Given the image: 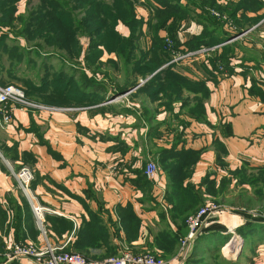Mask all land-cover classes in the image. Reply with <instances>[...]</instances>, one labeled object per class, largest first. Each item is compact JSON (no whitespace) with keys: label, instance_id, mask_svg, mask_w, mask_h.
Wrapping results in <instances>:
<instances>
[{"label":"crops","instance_id":"1","mask_svg":"<svg viewBox=\"0 0 264 264\" xmlns=\"http://www.w3.org/2000/svg\"><path fill=\"white\" fill-rule=\"evenodd\" d=\"M241 13L239 10L237 17ZM257 15H264V7L247 11L246 28L230 38L233 72L208 81L207 121L180 126L182 142L176 145L172 115L155 104L156 111L146 124L140 118L142 103L136 90L131 93L132 88L125 94L127 102L121 95L106 103L117 105L114 116H93L81 105H58L53 112L15 109L7 124L3 115L9 104L1 106L0 208L11 222L17 210L10 201L22 209L23 199L29 203L32 223L21 229L26 243L48 242L97 260L127 248L135 254L169 257L165 259L168 264L177 261L178 248L160 238L161 233H175L184 225L177 215L175 220L170 215L175 209L167 197V191L172 190L170 179L162 163L156 176L149 178L147 165L152 159L160 160L161 149L173 144L175 152L182 148L200 151L193 173L181 180L184 188L197 191L193 194L201 191L207 202L214 199V187L210 191L213 184L205 179L216 180L218 188L229 172L243 165L250 169L264 165V17L257 22ZM223 17L228 22V17ZM227 27H234L233 22ZM195 73L205 78L201 69ZM218 141L225 150H220ZM125 144L129 148H124ZM165 162L182 165V159L167 158ZM23 167L34 175L28 190L16 177ZM33 203L44 209L42 228L32 212ZM177 211L182 217V211ZM8 222L0 225V241L5 244L16 240L15 228ZM36 230L37 237H33ZM27 261L22 258L19 263Z\"/></svg>","mask_w":264,"mask_h":264},{"label":"trees","instance_id":"2","mask_svg":"<svg viewBox=\"0 0 264 264\" xmlns=\"http://www.w3.org/2000/svg\"><path fill=\"white\" fill-rule=\"evenodd\" d=\"M0 4V31H4L5 28H10L13 31L14 23L12 25V20L10 22L4 21L3 18L6 16L5 13H2L1 10H5L8 5L14 3L16 0H4L5 2ZM46 0L39 1L40 12H43L44 8L41 6ZM252 4H248L242 8V3L240 4H231L229 7L220 5L217 0H187L183 3L181 0H158L157 5L155 6V24L152 21L148 23V27L153 30L157 28L155 32V48L153 51L147 52L148 55V64L144 72L141 74H150L144 81L140 84L139 79L134 78V75L139 74L140 70L135 68L134 71H130L124 67L125 78L121 84L116 85V92L119 94H124L131 88L138 86L136 89V97L144 98L142 95L146 94L147 98L157 99L159 95L160 103L158 107H164L170 115H172L175 123V134H174V144L177 142H182L183 132L180 129V126L183 128L188 127L191 122H206L207 121V112H206V100L210 96V89L208 87L209 80H216L217 75H224L233 72L234 66L232 64V59L234 57V47L226 43L232 36H236L244 28H246V22H249V17L246 16L247 11L257 12L264 7V0H251ZM41 2V3H40ZM10 3V4H9ZM247 7L249 9H247ZM239 10L242 11L241 16L237 17ZM11 11V10H10ZM222 12L228 14V19L232 20L234 27H227V19L219 18L214 14V12ZM10 14V13H9ZM83 16L84 20L79 21L78 18ZM264 15H257L254 17L255 21H260ZM143 17H139L135 10V3L133 0H112L111 4H108L105 0H51L50 7L47 9V15L42 21L47 22V31L48 34L52 35L56 41H62L67 34H72V42L78 52L70 53L72 54V60L77 59L80 56V44L76 38L78 33L86 32L90 33V29H93L95 33L102 34V40L106 38V34L111 29L112 34L115 37H119L116 27L120 23H124L129 27H133L135 22H137L138 35L136 33L130 34L129 38L119 39L122 41L124 46H121V49L115 47L119 53H124L123 59L131 60L132 55L130 54L131 48H139L138 41L141 40L144 29ZM232 18V19H231ZM191 21H196L202 26V31L200 34L193 36L185 41H181L179 37V32L183 24L189 23ZM19 22H22V18H19ZM237 25V26H236ZM159 29H163L167 32L166 35H161ZM186 29V28H185ZM159 30V31H158ZM184 30V29H183ZM21 32V30H20ZM140 32V33H139ZM159 32V33H158ZM8 35L2 33L0 35V69L3 70L4 64L1 61V57L6 50L9 48L7 40ZM30 37V36H28ZM124 37V36H123ZM69 40L68 38H65ZM166 40V41H165ZM63 43V42H61ZM39 45V43L37 44ZM57 46V44H55ZM214 50L208 51L204 56L199 58H190L179 60L178 62L174 60V56L170 55V50L175 49L176 55L187 54L189 52L197 51L202 48H213ZM134 57H136L134 55ZM139 58H133L137 61ZM23 58L19 62L14 71H19L23 63ZM73 60V61H77ZM145 61V58H143ZM177 62V63H176ZM73 71H79L82 75L81 80L73 78H65V76L60 75L58 77L59 81L57 82L56 92L52 93L53 104L64 105L67 99L65 96L70 98V103L80 102V100L94 102L95 98L97 101H107L110 99L106 98V89L102 86L103 84L99 83L98 80L93 77L96 74H88L85 70L80 67H73ZM119 65L116 66V71L118 74L122 72L119 70ZM151 70L149 73H146L148 70ZM203 71L204 77H199L195 74V70ZM6 71L9 77H13V71ZM192 73L191 75L188 74ZM122 74V73H121ZM73 75V74H71ZM116 75V74H115ZM117 76V75H116ZM133 77V78H130ZM0 83H13L0 79ZM64 84L65 89L61 92V85ZM26 95L29 96V93L26 89L23 88ZM75 90V92H72ZM95 92L98 94L94 95ZM118 95V94H115ZM92 97V98H91ZM95 97V98H93ZM140 99V98H139ZM63 101V102H62ZM38 102V101H37ZM81 104V102L79 103ZM85 104V103H84ZM180 104L178 112H176L177 105ZM154 110L148 109L147 107L141 108L140 118L149 123L151 116L154 115ZM182 115L186 117L181 118ZM155 127H152L154 130ZM218 147L225 150V146L222 141L216 142ZM172 145L171 148L161 149L164 150L160 154L161 163L164 166V170L167 171L168 177L170 179V192L167 191V197L171 204H173L175 209L170 211L171 218L173 220L178 218L184 224L180 225L179 231L172 233L166 232L161 233L160 238H166L167 242L170 244L168 246L176 248L179 243V240L182 237H185L188 233L189 227L186 224V217L198 210L200 205L204 202L201 191H198V194H193L195 191L192 187L187 186L186 188L182 185V178L190 176L193 173L194 165L197 161L200 151H194V149H185L182 148V151L175 152V145ZM126 148H129L125 144ZM219 150V151H220ZM182 159L181 166H169L165 159ZM222 165H225L224 162L220 161ZM250 170V172H249ZM255 171V172H254ZM249 172V173H248ZM258 172V174H256ZM260 176L258 177V175ZM228 176H223L221 179L227 181V186L232 185L234 180L238 181L241 178L248 179L250 184H264V165H260L256 168H248L246 165H243L241 168L236 169L228 173ZM248 174V175H247ZM148 178V177H147ZM238 178V179H236ZM220 179V180H221ZM208 181L210 184H213L211 189H213L214 200L218 199V193L220 194V184L218 188H215L217 182L216 180L205 179V182ZM247 182V184H249ZM240 183V181H239ZM184 193L190 195H182L180 190ZM201 193V194H200ZM23 203V209L20 208L16 203L10 201V204L16 208V214L14 219L8 222L6 218V211L4 212L0 208V225H3L6 221L12 223L15 228V241L17 243H26L24 237L26 234L23 233L22 225L28 226L29 223H32V216H29L30 213L28 209L30 208L29 203L25 200ZM32 209V207H31ZM181 210L183 216L179 217V212ZM33 212V209H32ZM34 214V212H33ZM25 215V216H24ZM177 215V216H175ZM35 217V216H34ZM46 230L48 229L47 220L44 223ZM205 227H202V229ZM207 228L203 229L206 230ZM203 230L198 234L195 241L194 251L191 252L188 264H198L197 257V247L203 243L207 238ZM209 231V230H207ZM211 231V230H210ZM238 232L244 234L247 238L253 234H259L260 239L264 238L262 234L264 233V224H254L250 221H246L240 228ZM33 233V232H32ZM35 233V234H34ZM33 233V237H37V230ZM41 232L38 230V235ZM203 233V234H201ZM205 235V236H204ZM161 238V239H162ZM13 243V241H12ZM11 244H5L3 241H0V264H20L18 260L9 261L7 256L4 255L5 252L10 250ZM35 243V242H34ZM38 244L39 243H35ZM164 251L165 248L161 246ZM158 257L157 255H155ZM13 261V262H12Z\"/></svg>","mask_w":264,"mask_h":264},{"label":"rangeland","instance_id":"3","mask_svg":"<svg viewBox=\"0 0 264 264\" xmlns=\"http://www.w3.org/2000/svg\"><path fill=\"white\" fill-rule=\"evenodd\" d=\"M5 1L3 0L2 3ZM39 1L40 0H16L14 3H11V5H8L5 10H1L2 13H5L6 15L3 20L9 23L11 19L12 25L14 23L13 31L10 30V28H5L3 29L4 31H0V35L5 33L9 36L7 40L9 48L6 50V53L2 55L1 61L4 64V70L13 71L12 74L14 76L9 77L6 71L3 73L4 70L2 68V70L0 69V79L13 82L26 89L33 100L52 108H60V106L58 107V105L53 104L52 101V93L56 92L55 86L57 87L56 84L59 81L58 77L62 75L65 76V78H73L74 76L76 81H83L81 73H79L78 69L77 71H73V67H80L91 75L96 74V76L93 75V77L95 80L97 79L99 83L103 84L102 86L106 89L107 96L105 99H112L114 97L121 98L123 96L122 100L126 102L128 100V94L125 95L127 92L124 94L116 92V85L121 84L125 78L124 67L131 72L134 71L135 68L140 70L139 74L134 75L133 77L139 79L141 82L153 73L151 72L148 75L144 73L141 74L149 66L147 62L149 58L147 52L153 51V48H155L156 40H154V38L157 28L153 30L148 27V23L152 21L153 24H155V6L157 5L158 0H133L138 16L143 17L144 29L141 40L138 41L139 48H131V60L123 59L124 53H119L120 51L115 49V47L121 49V46H124L119 37L125 39V37L129 38L132 33L138 35V32L136 31L137 22H135L133 27L120 23L116 27L119 37L111 35L112 30L110 29L108 31L109 35L106 34V38L103 40L102 34L95 33L93 29H90V33H78L76 38L78 44H80V56L78 60L73 59L77 61H73L72 54H70L72 52L79 53L78 48H76L72 42V34H67L62 38V41H56L52 35L48 34L47 22L42 21L47 15V9L50 7L51 0H46L41 5L44 8L43 12L38 10ZM105 1L108 4L112 3V0ZM181 2L185 3L187 0H181ZM217 2L220 5L227 7L231 4L238 5L242 3V8L248 4H252L251 0H217ZM247 9L249 8L247 7ZM215 13H218V15ZM214 14L219 18H224L223 16L228 17V14L224 12L221 14L216 11ZM20 17L22 18L21 23L19 22ZM78 20H84L83 16H80ZM231 22V20H228L227 24H230ZM194 25L201 26L196 21H191L190 24L186 22L183 24L179 32L181 41H185L201 33L202 26L201 28L199 27L196 29L197 27ZM159 30L158 31L161 35L167 36L166 31L163 29ZM65 38H68L69 40H66ZM38 43L39 45H37ZM55 44H57V46H55ZM171 54L174 57L178 56L176 55L177 53L175 49L170 50V55ZM134 55L136 57H134ZM22 58L24 60L20 66L21 69L19 71H14L13 69L17 68ZM133 58L139 59L135 61ZM143 58H145V61ZM117 65L120 67L119 70H122L119 74L115 70ZM150 71L151 70L149 69L146 73H149ZM141 82L140 84H142ZM137 87L138 86L133 87L131 93L132 91H135ZM64 89V84H62L61 92ZM72 92H75V90ZM62 94L65 96L63 92ZM96 94L98 93L95 92L94 95ZM142 96L144 98H138L142 103L141 108L147 107L150 110L154 108L155 104L159 105L160 103V100H157L159 99V95L157 96V99L147 98L145 93ZM65 97L67 99L64 100L67 101L66 104L62 106L67 108H74L79 105L86 106L89 108V112L93 116L105 117L106 113L114 116V114L118 113L117 105L115 103L106 105V103H112L114 101L107 100L101 102L93 97L95 98L94 102L85 101L83 99L80 100L81 104H79L80 102L70 103V98H68V96ZM51 111L53 112V110ZM142 126H145L144 123H142ZM123 147L126 148L125 146ZM149 162L155 163L157 169L159 166L161 167V160L152 159ZM256 174H258V172ZM260 174L261 173H259L258 177ZM220 181L222 184H220V194L218 193L217 196L218 199H212L208 202L204 199V202L198 208V210H200V208L211 203H215L219 206V211L207 218L208 225L206 224L203 226L207 229H201L207 238L199 245V247H197L196 258L198 259V264H264V238L260 239L259 234H253L247 238L244 234L238 232V228H240L246 221L258 225L261 223L264 224V184H250L249 180L245 178H241L238 181L234 180V183L230 186H227L226 180L221 179ZM247 182H249V184H247ZM197 211L192 212L187 216V225L189 218ZM262 236L264 237V233ZM231 241H234L231 247L227 250H223V247ZM180 245L181 242L179 240V243L176 246V248H178L176 254L177 261L169 264H188V258L190 257L191 252L194 251L195 243L192 249H189L188 247L186 250H181L182 248H180ZM158 257L163 259L165 264L167 263L166 260L169 258H162V256Z\"/></svg>","mask_w":264,"mask_h":264},{"label":"built area","instance_id":"4","mask_svg":"<svg viewBox=\"0 0 264 264\" xmlns=\"http://www.w3.org/2000/svg\"><path fill=\"white\" fill-rule=\"evenodd\" d=\"M218 15V13H215ZM233 39L228 40L226 43L232 42ZM213 48H202L197 51L189 52L187 54H180L175 56L174 60L179 61L183 59L199 58L204 56L208 51L214 50ZM144 83V81H142ZM114 97L110 101H115ZM9 104L4 111L3 121L10 123L12 120V112L15 109L34 110V111H51L57 108H52L33 99H30L23 88L15 83H0V108ZM158 173L155 163L149 162L146 169V174L149 178H154ZM16 177L24 190L34 178L33 172L28 167L21 168L16 172ZM34 215L41 226L43 227V207L32 204ZM219 211V206L215 203L207 204L200 208L193 216L189 218L188 233L185 237L180 239L181 250L192 249L196 238L203 226L207 224V218ZM208 225V224H207ZM8 260H18L22 258L27 259V262L20 264H165V261L153 254H135L130 252L127 248L120 255L110 256L105 259L97 260L90 259L78 252L66 251L57 249L48 242L43 244L35 243H17L13 242L10 250L5 252ZM167 264V263H166Z\"/></svg>","mask_w":264,"mask_h":264},{"label":"bare ground","instance_id":"5","mask_svg":"<svg viewBox=\"0 0 264 264\" xmlns=\"http://www.w3.org/2000/svg\"><path fill=\"white\" fill-rule=\"evenodd\" d=\"M234 243V241H231L229 244H227L225 247H223V250H227L231 245Z\"/></svg>","mask_w":264,"mask_h":264},{"label":"water","instance_id":"6","mask_svg":"<svg viewBox=\"0 0 264 264\" xmlns=\"http://www.w3.org/2000/svg\"><path fill=\"white\" fill-rule=\"evenodd\" d=\"M142 83V82H141Z\"/></svg>","mask_w":264,"mask_h":264}]
</instances>
